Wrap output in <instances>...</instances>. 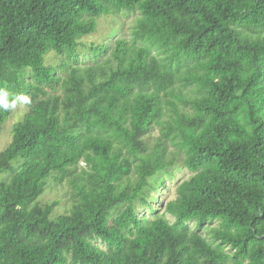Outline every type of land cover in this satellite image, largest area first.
<instances>
[{
	"label": "trees",
	"instance_id": "16d2710c",
	"mask_svg": "<svg viewBox=\"0 0 264 264\" xmlns=\"http://www.w3.org/2000/svg\"><path fill=\"white\" fill-rule=\"evenodd\" d=\"M120 13L129 40L81 66V38ZM24 100L0 151V264H264V0H0V131ZM177 165L158 214L149 192ZM51 177L72 194L56 217Z\"/></svg>",
	"mask_w": 264,
	"mask_h": 264
},
{
	"label": "rangeland",
	"instance_id": "374dc122",
	"mask_svg": "<svg viewBox=\"0 0 264 264\" xmlns=\"http://www.w3.org/2000/svg\"><path fill=\"white\" fill-rule=\"evenodd\" d=\"M134 18V14L120 13L118 15L109 16L104 20H101L97 25V30L92 35L81 38V43L84 45V47H79L77 49V62L81 66L89 65L95 62L94 60H92V54L89 48L90 44H93V47H106V50L104 52L106 53V55H104V53L98 55V59L100 61H106V59L110 58V50L114 45L115 39L124 38L126 40H129L130 28L134 22ZM45 61L47 64L52 65L57 69V71L61 73V62L64 61L66 63H69L70 65L72 64L69 58L63 59L62 57L56 56L53 53H50L46 57ZM28 107V103L25 100L21 104L14 105L11 115L3 124L0 131V151L9 143L13 125L21 119L23 114L27 111ZM157 132L158 130H153L152 134L155 135ZM171 173V177H169L168 175L162 176L161 179H164V183L161 187H158L156 190L149 192V196L153 197L150 205L153 209L157 210L158 214H160L161 211L164 210L166 203L174 199L176 195L175 191L177 184L190 176V173L180 165H177L176 168L172 169ZM4 174L0 175V179ZM52 201H57L59 203L58 206L54 209V217L60 214H65L69 211L72 204V194L66 180L59 184L54 182L52 177L48 180L47 187L43 195L39 198L38 203L43 205ZM137 210L139 211L140 215H144L147 217L152 216L151 214L146 213V211L142 207L137 208ZM165 218L170 219L166 216Z\"/></svg>",
	"mask_w": 264,
	"mask_h": 264
},
{
	"label": "clouds",
	"instance_id": "9594fccd",
	"mask_svg": "<svg viewBox=\"0 0 264 264\" xmlns=\"http://www.w3.org/2000/svg\"><path fill=\"white\" fill-rule=\"evenodd\" d=\"M21 99H25V98L22 97ZM5 107H7V105H5Z\"/></svg>",
	"mask_w": 264,
	"mask_h": 264
}]
</instances>
